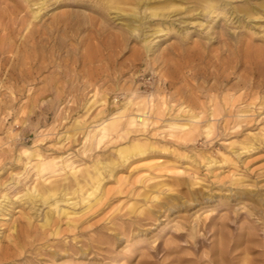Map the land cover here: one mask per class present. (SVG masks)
Instances as JSON below:
<instances>
[{
  "label": "rangeland",
  "instance_id": "374dc122",
  "mask_svg": "<svg viewBox=\"0 0 264 264\" xmlns=\"http://www.w3.org/2000/svg\"><path fill=\"white\" fill-rule=\"evenodd\" d=\"M218 1L0 0V264H264V212L220 204L264 196V0Z\"/></svg>",
  "mask_w": 264,
  "mask_h": 264
},
{
  "label": "bare ground",
  "instance_id": "6f19581e",
  "mask_svg": "<svg viewBox=\"0 0 264 264\" xmlns=\"http://www.w3.org/2000/svg\"><path fill=\"white\" fill-rule=\"evenodd\" d=\"M47 1H49V0H42V2H47ZM67 1V0H66ZM5 4V3H4ZM229 5V3L228 2H226L225 0L223 1H218V2H214V3H212V4H209L208 5V8H207V11H206V13L205 14H209V15H211V13H213L214 11H217L216 13H219V14H222L223 16H227V14H229V16H231V13H234V10L231 8V6H228ZM3 6V5H2ZM19 9V8H18ZM8 10V9H7ZM16 10H17V6H16ZM15 10V11H16ZM14 11V10H13ZM40 12H41V8L39 9V11H37V13H34V19L35 18H39V15H40ZM17 13V12H16ZM22 14V13H21ZM3 15V14H2ZM152 15H155V14H152ZM235 15H236V13H235ZM12 16H13V13H12ZM15 16H17V15H15ZM14 16V17H15ZM228 16V17H229ZM41 17V16H40ZM227 17V18H228ZM18 18V17H17ZM21 18H23L22 16H21ZM29 18V17H28ZM226 18V17H225ZM227 18L225 19V20H227ZM20 19V18H19ZM14 20H15V18H14ZM20 21V20H19ZM5 23V22H4ZM21 23V22H20ZM52 23V22H51ZM140 23V22H139ZM29 24V23H28ZM27 24V25H28ZM55 24V23H54ZM1 25V24H0ZM3 25V24H2ZM13 25V24H12ZM53 27V26H52ZM24 28V27H23ZM25 28H28V26L26 27V25H25ZM15 29H16V27H15ZM142 28L140 27V30H141ZM4 30V29H3ZM2 30V31H3ZM13 31V30H12ZM14 32V31H13ZM8 34V33H7ZM13 34V33H12ZM40 34V33H39ZM38 34V35H39ZM147 34V33H146ZM154 34V33H153ZM24 36V35H23ZM1 38V37H0ZM26 40V39H25ZM1 41V40H0ZM245 44H247V43H245ZM22 46V45H21ZM244 46H246L244 49L245 50H243L244 52L241 54V56H242V58L241 59H244L245 61H247V62H250V63H252V64H254V67L256 68V70L258 71V80L259 81H264V46H258V47H253V46H249V45H244ZM240 48V47H239ZM146 49H148V48H146ZM29 50V49H28ZM152 50V49H151ZM4 52V51H3ZM242 52V51H241ZM7 56V55H6ZM163 80V82H165V80L164 79H162ZM164 97H166V96H164ZM150 99V98H149ZM164 99V98H163ZM226 99V98H225ZM162 100V99H161ZM233 100V99H232ZM153 101V100H152ZM166 100L164 99V102H165ZM149 103H150V100H149ZM166 103V102H165ZM152 104H154V103H152ZM162 104V103H161ZM224 104V103H223ZM155 106V105H154ZM162 107V106H161ZM180 107V106H179ZM184 107H186V106H183V107H181L180 109H184ZM155 108V107H154ZM228 108V107H227ZM161 109V108H160ZM160 109L158 108V107H156V112H158V113H160ZM188 109V108H187ZM211 109V111L213 112V111H216V108L214 107V105H213V107L212 108H210ZM179 110V109H178ZM191 109H188V112L190 111ZM183 111V110H182ZM185 112V111H184ZM187 112V111H186ZM157 113V114H158ZM191 113V112H190ZM213 115V114H212ZM157 118H159L158 116H157ZM195 118V117H194ZM193 117H191L190 119L191 120H193L194 119ZM189 119V120H190ZM142 123L144 124V123H146L145 122V120L144 119H142ZM170 125V124H169ZM172 125H174V126H177L175 123H171V125L170 126H172ZM182 127H183V125H182ZM232 151H234V150H232ZM235 154V153H234ZM240 155V153H236V156L238 157ZM207 159V163L206 164H208V165H206V168H210L211 167V164H209L210 162L211 163H213L214 161L212 160V159H209V157H207L206 158ZM225 162H227V160L228 159H223ZM26 163H28V162H26ZM228 163V162H227ZM231 164H232V166L233 167H237V164L235 163V162H230ZM213 165H215V164H213ZM36 171L38 172L40 169H42V167H43V165L42 164H36ZM110 171V170H109ZM243 182H245V180H239V181H232L231 183L232 184H238V185H242V183ZM249 185V184H248ZM51 186V185H50ZM50 186H45L44 188H49ZM163 185L161 184V185H159L157 188H161ZM245 186H247V185H245ZM252 186V185H251ZM166 187V186H165ZM164 190H165V192H167L168 190H170V188L169 187H166V188H164ZM104 191V190H103ZM104 195V194H103ZM40 197V196H39ZM44 197V196H43ZM41 198V201H43V202H45V200H46V198L48 197H44V198ZM153 197H155V196H153ZM25 198V197H24ZM229 198V199H228ZM31 199V198H30ZM34 199V198H33ZM99 199H100V196H98V201H99ZM206 199H207V202L209 203V202H211L212 201V197H206ZM20 200V199H19ZM29 200V199H28ZM230 200H234V201H236V204H238V205H241V208H245L247 205L248 206H250L251 208H253V210H255V211H259V212H264V210H260V207H262V206H264V196H262L260 193H258V192H255V191H250V190H237V191H235L234 193H233V195L231 196V197H226L225 198V200H223V201H221L220 202V204L222 205V204H229V202H230ZM3 201V202H2ZM2 201H0V215H5V214H9V212L13 209V207H12V204L10 203L11 201H9V199H2ZM30 201V200H29ZM34 201V200H33ZM11 204V205H10ZM90 205H88V207H89ZM209 205H207L206 207H208ZM139 207V206H138ZM138 207H137V209H138ZM205 206H203V208H204ZM201 208V207H200ZM200 208H198V209H200ZM136 209V210H137ZM198 209L197 210H195L196 212L198 211ZM207 209V208H206ZM215 208H214V206L212 207V208H209L208 210H210V211H213ZM141 210V209H140ZM139 210V211H140ZM247 210V209H246ZM252 210V211H253ZM195 211H194V214H195ZM206 211V210H205ZM136 212V211H135ZM256 213V212H255ZM138 214V213H137ZM200 215V214H199ZM54 216H58V217H65V218H67V217H69L68 216V212L65 210V209H62V208H60V207H58V206H55V208L54 209H52V210H48V211H46L44 214H43V217H42V219H41V222L39 223V225H38V227L39 228H45L46 229V227H50L51 226V223H52V218L54 217ZM197 216V215H196ZM180 217V216H179ZM198 217V216H197ZM200 217V216H199ZM204 217H206V216H204ZM182 218V217H181ZM196 218V217H195ZM258 219H262V216H258ZM198 220V219H197ZM175 222H178V221H175ZM30 224H31V221H30V219L28 218V222H27V224L26 225H24L22 228H20V230H19V232L17 233V228H16V226L13 224L12 226H11V231H12V234H16L17 233V235L16 236H18V234L19 233H23V235H24V237H28L29 236V233H30V230H29V228H30ZM179 225V224H178ZM176 226H177V224H176ZM179 227H181L180 225H179ZM51 228V227H50ZM56 230H58L57 228L52 232L51 231V235L52 236H54L57 232H56ZM141 241V240H140ZM23 244V243H22ZM22 244H21V246H22ZM64 252H67L66 250L64 251ZM8 257V254L6 253V252H0V260H4V259H6ZM244 260V259H243ZM243 264H248V262H247V259H245L244 261H243Z\"/></svg>",
  "mask_w": 264,
  "mask_h": 264
}]
</instances>
